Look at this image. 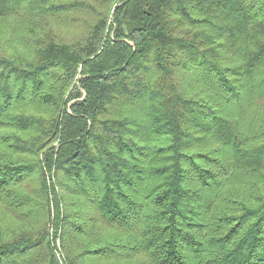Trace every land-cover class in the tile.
Wrapping results in <instances>:
<instances>
[{
    "label": "trees",
    "instance_id": "16d2710c",
    "mask_svg": "<svg viewBox=\"0 0 264 264\" xmlns=\"http://www.w3.org/2000/svg\"><path fill=\"white\" fill-rule=\"evenodd\" d=\"M91 1L0 0V264H264V0Z\"/></svg>",
    "mask_w": 264,
    "mask_h": 264
},
{
    "label": "rangeland",
    "instance_id": "374dc122",
    "mask_svg": "<svg viewBox=\"0 0 264 264\" xmlns=\"http://www.w3.org/2000/svg\"><path fill=\"white\" fill-rule=\"evenodd\" d=\"M91 3H93L95 5L97 4L93 0L91 1ZM70 16H71V14H70ZM73 16L75 19H77V25H75V23H73L69 30L61 29L62 28L61 25L56 27L58 29L59 34H61L62 36L66 37V38H72V37L78 38L81 34H83L85 21L92 18L93 14L91 12H88V10L85 9V10H82L81 12H79L78 14L74 13ZM259 103L264 104L263 101H261V98L259 100Z\"/></svg>",
    "mask_w": 264,
    "mask_h": 264
}]
</instances>
